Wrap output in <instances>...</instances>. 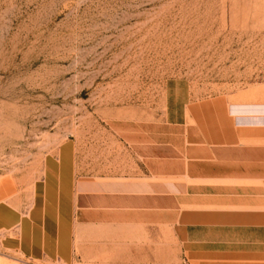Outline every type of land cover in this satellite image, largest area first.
<instances>
[{
	"label": "crops",
	"instance_id": "1",
	"mask_svg": "<svg viewBox=\"0 0 264 264\" xmlns=\"http://www.w3.org/2000/svg\"><path fill=\"white\" fill-rule=\"evenodd\" d=\"M257 86L205 91L175 77L152 117L127 109L67 135L28 197L0 189L1 249L24 264H150L172 222L186 263L264 261Z\"/></svg>",
	"mask_w": 264,
	"mask_h": 264
},
{
	"label": "rangeland",
	"instance_id": "2",
	"mask_svg": "<svg viewBox=\"0 0 264 264\" xmlns=\"http://www.w3.org/2000/svg\"><path fill=\"white\" fill-rule=\"evenodd\" d=\"M175 77L264 95V0H0V189L28 197L44 153L127 109L152 117ZM161 250L150 264H196L172 222ZM0 264L24 262L0 245Z\"/></svg>",
	"mask_w": 264,
	"mask_h": 264
}]
</instances>
